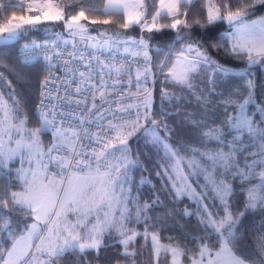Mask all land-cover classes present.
Wrapping results in <instances>:
<instances>
[{
    "label": "snow or ice",
    "instance_id": "1",
    "mask_svg": "<svg viewBox=\"0 0 264 264\" xmlns=\"http://www.w3.org/2000/svg\"><path fill=\"white\" fill-rule=\"evenodd\" d=\"M197 4L203 22L190 15ZM257 5L264 0H0V33H8L3 39L16 38L24 25L53 22L63 29L21 50L25 63L43 61L48 72L33 113L36 128L27 127L21 101L0 73V177L6 181L0 183V264H57L66 253L88 264L85 254L99 258L106 237L121 246L124 258L136 256L139 237L154 264H264V234L257 233L259 255L245 256L246 236L239 231L248 211L264 209V100L256 99L250 71L264 60V16L249 19ZM113 17H120L124 34L90 27L111 24ZM216 23L227 28L211 47L246 56L249 71L214 60L211 34L197 39L191 31ZM129 29L139 34L128 35ZM166 29L175 32L173 42L154 47V34ZM118 54L137 66L122 63ZM205 73V87L212 85L207 93L198 83ZM232 77L242 78L247 90L217 93ZM214 94L221 95L219 116L209 100ZM187 97L195 98L196 112L186 110ZM177 117L173 127L169 118L175 123ZM186 126L198 132L200 147L170 142ZM44 133L52 137L47 148ZM134 137L135 151L129 143ZM141 144L159 157L156 175L167 177L174 199L188 197L195 205L179 213L196 218L201 234L192 247L162 243L148 215L159 201L141 203L133 195ZM17 158L13 178L8 165ZM189 175L203 177V187L196 181L199 192ZM233 181L245 197L243 208H233Z\"/></svg>",
    "mask_w": 264,
    "mask_h": 264
},
{
    "label": "trees",
    "instance_id": "2",
    "mask_svg": "<svg viewBox=\"0 0 264 264\" xmlns=\"http://www.w3.org/2000/svg\"><path fill=\"white\" fill-rule=\"evenodd\" d=\"M63 4H68L71 0H59ZM84 2V0H82ZM100 6V5H97ZM254 12V16L264 15V6L257 5L254 9H250ZM23 13L17 12V15ZM5 16L8 13L4 14ZM190 15H195L197 18H201L204 15L202 6L197 4L193 12ZM249 17V18H251ZM113 23L108 25H91L92 29H107L109 33H121L124 34V30L119 26L120 17H113ZM5 21L0 19V24ZM165 21H162L164 23ZM203 22V20H202ZM57 25V26H56ZM54 25L56 28L52 30H47L45 24H41L38 27H32L24 31L18 38L9 39L7 44L0 46V73L3 74L4 78L11 82L12 88L16 93V99L21 101L19 108L22 114L28 116V126L37 127L38 124L34 119L33 113L36 107V103L40 97V83L44 79L48 72L45 69L43 61H34L30 63H25L18 57V48L22 42L31 45L33 41L37 43H43L46 40L52 39L53 32L63 31L61 25L56 23ZM227 25L224 23H216L212 25H207L204 28H198L193 26L191 31L195 33L197 39L202 36L211 34L212 39L207 41L209 54L214 60L236 70L249 71L248 60L245 57L241 59L234 58L231 55L225 53L223 49L217 48L213 49L211 44L218 39L222 33L226 30ZM138 29H129L127 34L131 35L136 33ZM155 39L152 44L154 47L158 46L161 48H166L170 43L173 42L175 38V32L166 29L163 32L155 33ZM24 46V45H23ZM226 47H228L226 45ZM155 59V57H154ZM264 64V60L260 64L254 65L250 71L252 73V79L255 84V96L258 102L264 100V71L261 67ZM237 72V71H236ZM208 74L205 73L201 76L198 83L200 88L207 93V88H211V84H207ZM160 84L157 82L156 90L154 91L155 99L153 110H158L160 104ZM229 90H238L239 92H245L247 90V85L244 80L240 77H232L230 80V87L225 89L223 87H217V93L228 94ZM4 91H7L4 89ZM183 95L187 96V93ZM190 103L186 106V110L189 112H196V100L194 97H187ZM209 100L212 102V106L217 111L219 116L222 112L221 107V95L214 94L209 95ZM11 103V101H10ZM165 108L169 111L173 109L165 104ZM181 117L176 118V122L173 123L172 119L169 118V123L173 127L179 123ZM222 119V117H221ZM50 136V133L42 134L43 141L46 143V138ZM135 137L130 144L133 145V150H136L137 145L134 143ZM171 143L180 144L193 147H200L201 141L196 131H189L186 126L183 131L180 132L178 136H173L171 138ZM210 147H215V143L211 142ZM141 148V161L142 168L134 173V183H133V195L136 196L141 203L147 202L152 203L153 200H158L159 203L154 209H150L148 215L155 218L152 223L157 224L156 231L160 234L161 241L165 243H179L181 247L188 245L192 247V241L198 237L200 229L197 227V222L195 217H184L180 218L179 213L182 209L194 208L195 205L190 201L188 197H183L182 199L176 200L173 196V190L171 188L170 181L163 175L157 176L156 172L160 171L157 167V162L159 157L150 149ZM184 171L187 173L188 169L185 168ZM15 171L11 169V175L14 178ZM146 179V183L141 184L140 181ZM189 181L192 183L193 187L199 192L200 188L197 187L196 181L199 182L200 186L203 187L205 181L202 176H188ZM0 183H6L3 177H0ZM233 188L236 191V195L233 201V208L240 207L243 208L244 195L240 191V187L237 181H233ZM19 189L18 182L16 183L15 190ZM163 220L161 223L160 221ZM141 231L143 230L142 225H136ZM240 233L246 236L244 239L243 246L240 249L245 256L249 255H259V249L257 247L259 239L257 233L264 234V209L257 208L255 210H250L246 213L244 217L241 218V223L239 225ZM105 244L107 247L102 248L100 251L99 258H96L95 253H86V259L88 264H154V257L152 250L145 241L137 238L136 241V256L132 258H124L122 253V248L114 240L105 238ZM79 256L66 253L64 256L57 260V264H79ZM187 264V261H184Z\"/></svg>",
    "mask_w": 264,
    "mask_h": 264
},
{
    "label": "rangeland",
    "instance_id": "3",
    "mask_svg": "<svg viewBox=\"0 0 264 264\" xmlns=\"http://www.w3.org/2000/svg\"><path fill=\"white\" fill-rule=\"evenodd\" d=\"M25 2L27 3V0H25ZM24 14V13H23ZM36 13H32V15H35ZM260 16H264V15H259V16H254V17H251V18H249V19H257V18H259ZM41 24H45L46 26H45V28L47 29V30H52L53 28H56L54 25H56V23H53V22H44V23H41ZM41 24H37V25H24L21 29H19L18 30V32H19V35L16 37V38H18L24 31H26L27 29H29V28H32V27H38L39 25H41ZM57 26V25H56ZM59 32V31H58ZM93 34H95V33H93ZM139 33H138V31L136 32V33H133V34H131V36H133V37H135V36H137ZM8 36V33H0V37H7ZM15 38V39H16ZM27 43H30V42H22L21 44H20V47H22L23 45H25V44H27ZM19 47V48H20ZM19 48H18V50H19ZM247 58V57H246ZM263 68V71H264V67H262ZM237 72H240V71H245V69L244 70H236ZM154 99H155V95H154ZM36 105H37V103H36ZM154 105V104H153ZM27 127H29V128H36V127H30V126H28V124H27ZM51 139H52V137H51V134H50V136H48L47 138H46V143H44V141H43V137H42V135H41V140H42V142H43V145H44V147L45 148H47V146L49 145V143L51 142ZM131 141L132 140H130V142L129 143H131ZM25 166H27V165H25ZM8 167H9V169L11 170H16L17 168H19L20 167V161H19V158H17L16 160H14V161H12V162H10L9 163V165H8ZM167 178V177H166ZM189 180V179H188ZM190 182V181H189ZM191 183V182H190ZM193 186V185H192ZM194 188V187H193ZM19 190V189H18ZM197 191V190H196ZM198 192V191H197ZM191 201V200H190ZM130 227H132L133 225H129ZM135 227L137 228V230L138 231H141L136 225H135ZM162 243H165V242H163V241H161ZM183 264H185L184 263V261H183Z\"/></svg>",
    "mask_w": 264,
    "mask_h": 264
},
{
    "label": "built area",
    "instance_id": "4",
    "mask_svg": "<svg viewBox=\"0 0 264 264\" xmlns=\"http://www.w3.org/2000/svg\"><path fill=\"white\" fill-rule=\"evenodd\" d=\"M23 49V46L19 48L18 50V57L20 60L24 61L25 57L22 55L21 50ZM117 58L122 62H126L131 68H135L137 65L135 64V61L132 60L131 58L127 57V55H119L117 56ZM52 73L56 74L57 76H62V72L58 71L56 68L52 69ZM131 91L134 93L136 91L135 88H132ZM133 100H135V97H132ZM40 97L37 101V104L39 103Z\"/></svg>",
    "mask_w": 264,
    "mask_h": 264
},
{
    "label": "water",
    "instance_id": "5",
    "mask_svg": "<svg viewBox=\"0 0 264 264\" xmlns=\"http://www.w3.org/2000/svg\"><path fill=\"white\" fill-rule=\"evenodd\" d=\"M9 39H3V37H0V46L7 44Z\"/></svg>",
    "mask_w": 264,
    "mask_h": 264
}]
</instances>
